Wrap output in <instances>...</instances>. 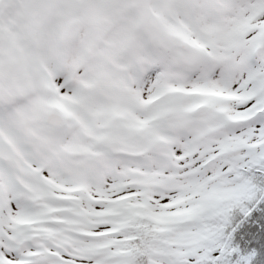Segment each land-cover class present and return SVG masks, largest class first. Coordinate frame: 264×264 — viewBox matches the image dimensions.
I'll return each mask as SVG.
<instances>
[{
	"label": "snow or ice",
	"instance_id": "1",
	"mask_svg": "<svg viewBox=\"0 0 264 264\" xmlns=\"http://www.w3.org/2000/svg\"><path fill=\"white\" fill-rule=\"evenodd\" d=\"M0 264H264V0H0Z\"/></svg>",
	"mask_w": 264,
	"mask_h": 264
}]
</instances>
